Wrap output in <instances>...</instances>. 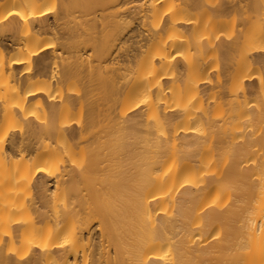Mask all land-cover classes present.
Instances as JSON below:
<instances>
[{
    "label": "bare ground",
    "instance_id": "6f19581e",
    "mask_svg": "<svg viewBox=\"0 0 264 264\" xmlns=\"http://www.w3.org/2000/svg\"><path fill=\"white\" fill-rule=\"evenodd\" d=\"M132 1L0 0V264H264V0Z\"/></svg>",
    "mask_w": 264,
    "mask_h": 264
},
{
    "label": "rangeland",
    "instance_id": "374dc122",
    "mask_svg": "<svg viewBox=\"0 0 264 264\" xmlns=\"http://www.w3.org/2000/svg\"><path fill=\"white\" fill-rule=\"evenodd\" d=\"M142 2H143V0H134L128 6L138 5V4H141ZM110 10H112V9H110ZM110 10H108V11H110ZM131 29H133V30L130 31ZM128 31H130V32L128 33V35H126ZM140 31H141V27H140V25H138V23L131 25V27L125 31V35L130 36V39L128 40V43L126 45L134 47L136 45L135 41L139 39ZM255 79H256V76L253 75L251 78L253 83H256ZM49 186L51 187V189L54 188V179H51Z\"/></svg>",
    "mask_w": 264,
    "mask_h": 264
}]
</instances>
